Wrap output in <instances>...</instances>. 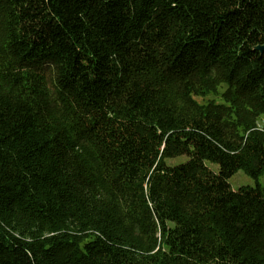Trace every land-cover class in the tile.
Returning <instances> with one entry per match:
<instances>
[{
    "label": "trees",
    "instance_id": "1",
    "mask_svg": "<svg viewBox=\"0 0 264 264\" xmlns=\"http://www.w3.org/2000/svg\"><path fill=\"white\" fill-rule=\"evenodd\" d=\"M261 45L264 0H0V264H264Z\"/></svg>",
    "mask_w": 264,
    "mask_h": 264
},
{
    "label": "rangeland",
    "instance_id": "2",
    "mask_svg": "<svg viewBox=\"0 0 264 264\" xmlns=\"http://www.w3.org/2000/svg\"><path fill=\"white\" fill-rule=\"evenodd\" d=\"M224 88H218L217 92H208L206 94H202L199 96H195V99L201 103V104H207L212 99H215L216 101H220L221 93H223ZM253 129H256V131H259L261 133H264V115L260 116L256 119L255 125ZM248 132L246 133V135ZM187 161L186 156H179L177 158H171L168 159V164L171 165H177L181 164ZM211 167L214 169V166L211 165ZM216 167V166H215ZM258 182L264 187V173L259 177ZM229 183L232 187V189L236 190L241 186H255L256 182L255 180L247 174L243 169H239L230 179Z\"/></svg>",
    "mask_w": 264,
    "mask_h": 264
},
{
    "label": "water",
    "instance_id": "3",
    "mask_svg": "<svg viewBox=\"0 0 264 264\" xmlns=\"http://www.w3.org/2000/svg\"><path fill=\"white\" fill-rule=\"evenodd\" d=\"M258 49L261 51V53H264V45L258 46Z\"/></svg>",
    "mask_w": 264,
    "mask_h": 264
}]
</instances>
